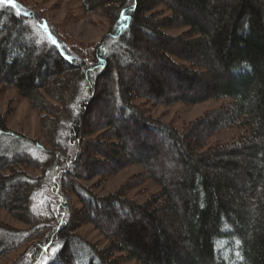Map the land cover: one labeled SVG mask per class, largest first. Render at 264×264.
<instances>
[{"label": "trees", "instance_id": "1", "mask_svg": "<svg viewBox=\"0 0 264 264\" xmlns=\"http://www.w3.org/2000/svg\"><path fill=\"white\" fill-rule=\"evenodd\" d=\"M79 1L110 25L78 56L35 11L0 5V89L42 114L46 143L0 112V209L26 225L0 223V258L24 248L15 264H264V0ZM136 98L229 101L178 131ZM229 128L243 132L206 146ZM131 164L143 172L115 192L82 183ZM145 178L159 190L127 197ZM84 224L104 247L77 232Z\"/></svg>", "mask_w": 264, "mask_h": 264}, {"label": "rangeland", "instance_id": "2", "mask_svg": "<svg viewBox=\"0 0 264 264\" xmlns=\"http://www.w3.org/2000/svg\"><path fill=\"white\" fill-rule=\"evenodd\" d=\"M20 2L24 7L35 11L39 16L45 18L49 23V29L55 33V40L67 50L68 53L78 56L79 50H85L91 44L97 43L109 29V20L96 13H85L79 0H14ZM156 10H161L164 15L170 12L164 6H157ZM186 30L184 27L165 29V32L177 35ZM228 99L207 100L195 105L185 103H175L171 105H155L142 98H136L134 102L145 109L147 114L156 117L163 122L171 123L178 131H181L188 122L203 115ZM0 112L6 114L7 126L16 132H20L29 138H34L42 146H46L44 136L40 126V116L42 115L33 109L30 103L20 97L14 88L0 89ZM242 129L229 128L210 135L206 140V146L217 143H225L235 140ZM94 136V135H93ZM143 172V168L138 164H131L113 174L94 177L83 180L82 183L99 194L105 195L115 192L125 182L133 176ZM32 174L37 172L31 171ZM159 190L157 184L150 179H142L141 182L129 187L125 192L126 196L138 202H144L150 195ZM47 194L53 199L54 204L60 207L59 191L48 190ZM73 204L80 207L75 196L71 195ZM0 223L7 224L15 228L25 229L26 225L14 219L8 212L0 209ZM77 232L86 239L96 243L99 248L106 244L105 237L92 225H81ZM24 248L12 251L2 258L0 264H15V260ZM136 264L135 260H130L126 264Z\"/></svg>", "mask_w": 264, "mask_h": 264}, {"label": "snow or ice", "instance_id": "3", "mask_svg": "<svg viewBox=\"0 0 264 264\" xmlns=\"http://www.w3.org/2000/svg\"><path fill=\"white\" fill-rule=\"evenodd\" d=\"M9 4L12 7H16L14 0H0V5ZM55 43V41H53Z\"/></svg>", "mask_w": 264, "mask_h": 264}]
</instances>
